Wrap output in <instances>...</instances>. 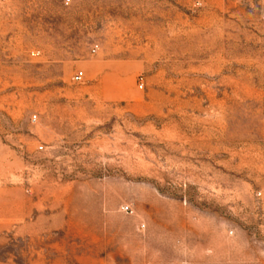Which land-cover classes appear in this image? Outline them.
<instances>
[{
    "label": "rangeland",
    "instance_id": "1",
    "mask_svg": "<svg viewBox=\"0 0 264 264\" xmlns=\"http://www.w3.org/2000/svg\"><path fill=\"white\" fill-rule=\"evenodd\" d=\"M0 264H264V0H0Z\"/></svg>",
    "mask_w": 264,
    "mask_h": 264
},
{
    "label": "built area",
    "instance_id": "2",
    "mask_svg": "<svg viewBox=\"0 0 264 264\" xmlns=\"http://www.w3.org/2000/svg\"><path fill=\"white\" fill-rule=\"evenodd\" d=\"M93 51H95V48L93 49ZM83 78H84V73L82 71H80L73 76V81L76 83H79V82H82ZM126 209H128V208H126Z\"/></svg>",
    "mask_w": 264,
    "mask_h": 264
}]
</instances>
